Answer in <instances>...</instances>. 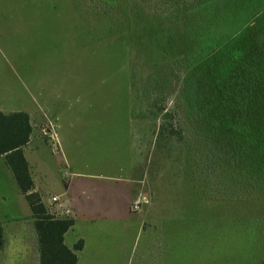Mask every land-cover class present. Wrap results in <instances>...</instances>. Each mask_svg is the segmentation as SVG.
Listing matches in <instances>:
<instances>
[{
  "label": "rangeland",
  "instance_id": "374dc122",
  "mask_svg": "<svg viewBox=\"0 0 264 264\" xmlns=\"http://www.w3.org/2000/svg\"><path fill=\"white\" fill-rule=\"evenodd\" d=\"M201 1L0 0V111L39 115L31 176L56 217L70 193L92 210L66 241L88 240L93 264H264V118L208 134L191 72L250 21L264 48V0ZM0 222V264H38L2 157Z\"/></svg>",
  "mask_w": 264,
  "mask_h": 264
},
{
  "label": "trees",
  "instance_id": "16d2710c",
  "mask_svg": "<svg viewBox=\"0 0 264 264\" xmlns=\"http://www.w3.org/2000/svg\"><path fill=\"white\" fill-rule=\"evenodd\" d=\"M203 0L197 7L204 5ZM251 22V21H250ZM250 22L244 31L236 36L230 35L221 42L214 54L196 69L205 75L202 85L203 98L194 101L193 107L212 122L208 134H219L221 123H225V134L235 136L238 123L248 119L264 118V48L248 35ZM249 43V45L247 44ZM258 67L260 72L252 70ZM260 75H259V74ZM170 128L162 126L160 133L171 134ZM33 133L30 115L26 112L0 111V157L12 171L17 185L29 203L38 239V264H77V252L84 248L78 241L73 249L65 243L66 234L75 226L71 217H56L45 206L31 176L29 162L24 149ZM231 156V155H229ZM236 156V155H235ZM7 238L5 228L0 222V251L5 248Z\"/></svg>",
  "mask_w": 264,
  "mask_h": 264
},
{
  "label": "crops",
  "instance_id": "0c3cea01",
  "mask_svg": "<svg viewBox=\"0 0 264 264\" xmlns=\"http://www.w3.org/2000/svg\"><path fill=\"white\" fill-rule=\"evenodd\" d=\"M29 115H30V118H31V124H32V127H33V133H32V135H34V137L31 135V140H30V143L28 144V146H30L31 145V143H32V141H33V139L34 140H37V139H39L40 138V136H37V135H35L36 134V130H35V125L33 124V121L35 120V121H38L39 122V124H42V122H41V120H40V118H39V115L37 114V113H33V112H31V111H26ZM37 122V123H38ZM47 131H48V129L47 130H44V134H46V135H48V134H50V133H47ZM49 132V131H48ZM33 137V138H32ZM41 139V138H40ZM28 146L26 147V148H28ZM25 148V149H26ZM24 149V150H25ZM25 152V151H24ZM29 165H30V163H29ZM30 169H31V166H30ZM34 181V180H33ZM34 184H35V182H34ZM132 188V187H131ZM35 191L36 192H38L37 191V188H36V186H35ZM39 193V192H38ZM144 195H147V194H144ZM52 197H57V196H52ZM131 199L133 200V201H137L136 199H137V197H136V193H132V189H131ZM70 202L71 203H67V204H64L63 206L62 205H60V206H57V207H55L56 209H58V207L60 208H64V209H66V210H70L71 211V214L72 215H70V217L71 218H73L74 220H75V226H76V223H77V220H76V218L77 217H80L81 215H83V212H85V211H89L90 213L92 212V210H86V209H84L83 207H82V205L78 202V201H76L75 200V197H74V194H71L70 193ZM45 204V203H44ZM45 206L49 209V207L51 206V204L50 205H46L45 204ZM59 211H61V210H59ZM51 212V211H50ZM74 217H76V218H74ZM75 226H74V228H75ZM73 228V229H74ZM72 229V230H73ZM69 232H71V231H69ZM69 232L66 234V236H65V243H66V245L70 248V249H73V247H74V245L78 242V241H80V240H82L83 242H84V248L81 250V251H78L77 252V257H78V263L77 264H82V262H84V264H93L94 263V261H95V259L97 258L96 256H97V254H96V252L97 251H95V249L97 250V248H94L92 245H90V242L88 241V240H86L85 238H79L78 240H76L75 242H73L72 243V245H68V243H67V241H66V238H67V236L69 235Z\"/></svg>",
  "mask_w": 264,
  "mask_h": 264
},
{
  "label": "built area",
  "instance_id": "2783aa9c",
  "mask_svg": "<svg viewBox=\"0 0 264 264\" xmlns=\"http://www.w3.org/2000/svg\"><path fill=\"white\" fill-rule=\"evenodd\" d=\"M50 201H51V206H53V205H57L58 203H59V198L58 197H51V199H50ZM138 202H136V204L134 205V210L135 211H139V206H138ZM52 213V212H51ZM70 213H71V211L70 210H63L61 213H60V215H59V217H62V216H65V217H67V216H69L70 215ZM52 214H55V213H52Z\"/></svg>",
  "mask_w": 264,
  "mask_h": 264
}]
</instances>
